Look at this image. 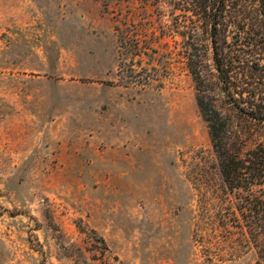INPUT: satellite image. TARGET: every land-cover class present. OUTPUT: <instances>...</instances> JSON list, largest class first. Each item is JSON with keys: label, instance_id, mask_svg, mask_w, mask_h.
<instances>
[{"label": "rangeland", "instance_id": "rangeland-1", "mask_svg": "<svg viewBox=\"0 0 264 264\" xmlns=\"http://www.w3.org/2000/svg\"><path fill=\"white\" fill-rule=\"evenodd\" d=\"M181 3L0 0V264L264 262L262 214L223 183L188 58L227 152L264 124L228 103ZM132 24L146 70L118 37Z\"/></svg>", "mask_w": 264, "mask_h": 264}, {"label": "trees", "instance_id": "trees-1", "mask_svg": "<svg viewBox=\"0 0 264 264\" xmlns=\"http://www.w3.org/2000/svg\"><path fill=\"white\" fill-rule=\"evenodd\" d=\"M181 4L184 29L191 35L195 30L207 35L216 78L228 103L239 114L264 124V0H182ZM116 30L120 43L125 35L130 36L128 43L132 49L124 47V52L132 57L139 56L135 62L138 68L146 70L142 56L149 54L140 44V35L146 29L132 24ZM133 60L131 58L130 62ZM190 60L188 58L187 68L196 86L198 108L210 126L223 183L230 189L240 187L245 190L248 195L245 197L246 205L259 208L264 228V138L242 157L225 150V144L217 133L216 112L208 109L199 95L200 71ZM129 74L128 78H139L134 83L142 88L151 83L134 71H129ZM255 186H263L262 197L253 196Z\"/></svg>", "mask_w": 264, "mask_h": 264}]
</instances>
